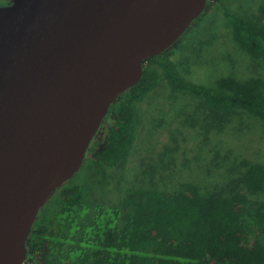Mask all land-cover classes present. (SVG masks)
Here are the masks:
<instances>
[{"label":"water","instance_id":"95a60500","mask_svg":"<svg viewBox=\"0 0 264 264\" xmlns=\"http://www.w3.org/2000/svg\"><path fill=\"white\" fill-rule=\"evenodd\" d=\"M208 0H12L0 5V264L82 165L112 104Z\"/></svg>","mask_w":264,"mask_h":264},{"label":"trees","instance_id":"16d2710c","mask_svg":"<svg viewBox=\"0 0 264 264\" xmlns=\"http://www.w3.org/2000/svg\"><path fill=\"white\" fill-rule=\"evenodd\" d=\"M10 2L0 0V5ZM208 7L209 0L187 31L200 26ZM223 9L237 43L251 57L264 61V25L226 5ZM180 40L147 57L141 80L112 104L102 123L112 120L107 136L96 148L95 137L87 152L94 165L124 164L135 137L137 105L161 80L156 59L169 55ZM162 67L173 88L204 98L217 123L228 114L237 122L233 114L243 110L264 124L261 77L226 76L206 85L183 77L172 63ZM242 164L246 171L240 183L246 188L239 181L233 184L231 177L226 183L232 185L214 189L192 178L170 189L131 187L122 206L89 203L80 184L59 187L52 204L43 206L32 225L26 260L31 264H264V200L255 197L264 187V165L246 160ZM123 207L128 208L126 215Z\"/></svg>","mask_w":264,"mask_h":264},{"label":"rangeland","instance_id":"374dc122","mask_svg":"<svg viewBox=\"0 0 264 264\" xmlns=\"http://www.w3.org/2000/svg\"><path fill=\"white\" fill-rule=\"evenodd\" d=\"M223 4L231 12L264 25V0H209L200 26L184 33L169 55L156 59L161 80L137 105L135 137L124 164L98 167L89 152L60 187L80 184L89 203L113 206H122L131 187L170 189L192 178L202 187L214 189L230 185L226 177H231L233 184L239 181L237 184L246 188L240 183L246 171L242 161L264 165V124L243 110L233 114L237 122L228 114L217 123L204 98L173 88L162 67L172 63L183 77L206 85H215L226 76L241 80L261 77L264 90V61L251 57L237 43ZM111 121L107 119L99 130L95 148L107 136ZM57 191L44 208L52 204ZM255 197L264 200V187ZM122 209L126 215L128 208Z\"/></svg>","mask_w":264,"mask_h":264},{"label":"built area","instance_id":"2783aa9c","mask_svg":"<svg viewBox=\"0 0 264 264\" xmlns=\"http://www.w3.org/2000/svg\"><path fill=\"white\" fill-rule=\"evenodd\" d=\"M25 261H26L27 263H26ZM22 263H23V262H22ZM25 263H26V264H31V263H30V262H28L26 259L24 260V264H25Z\"/></svg>","mask_w":264,"mask_h":264}]
</instances>
